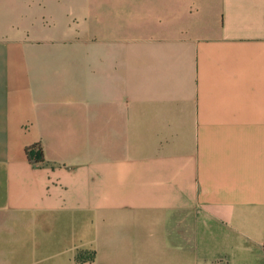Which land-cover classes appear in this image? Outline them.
Masks as SVG:
<instances>
[{
	"label": "crops",
	"instance_id": "1",
	"mask_svg": "<svg viewBox=\"0 0 264 264\" xmlns=\"http://www.w3.org/2000/svg\"><path fill=\"white\" fill-rule=\"evenodd\" d=\"M0 264H264V0H0Z\"/></svg>",
	"mask_w": 264,
	"mask_h": 264
},
{
	"label": "trees",
	"instance_id": "2",
	"mask_svg": "<svg viewBox=\"0 0 264 264\" xmlns=\"http://www.w3.org/2000/svg\"><path fill=\"white\" fill-rule=\"evenodd\" d=\"M26 151H27V156L32 163H37L39 161L44 160L43 152L38 144H34L30 147H27ZM94 256H95L94 251H83L82 250L76 253L75 260L84 262L87 260L94 259Z\"/></svg>",
	"mask_w": 264,
	"mask_h": 264
}]
</instances>
